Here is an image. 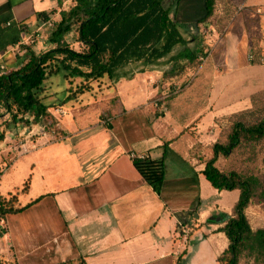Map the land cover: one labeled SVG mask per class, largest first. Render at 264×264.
Here are the masks:
<instances>
[{
	"label": "crops",
	"instance_id": "1",
	"mask_svg": "<svg viewBox=\"0 0 264 264\" xmlns=\"http://www.w3.org/2000/svg\"><path fill=\"white\" fill-rule=\"evenodd\" d=\"M228 1L232 19L204 62L199 57L190 62L184 50L201 48L188 37L209 22L197 24L206 13L205 0H180L175 17L186 44H176L151 63H129L105 89L63 104L66 89L60 78H52L60 81L57 96L61 93L62 99L50 101L48 110L59 132L50 136L52 141L41 135L27 139L29 152L38 155L26 163L24 155L19 157L0 180L3 199H8L30 177L28 191L17 195V207L38 199L7 215L0 227V261L176 264L185 251L179 264H216L228 246L221 231L223 215L232 214L239 191L213 188L203 174L205 162L219 138V123L251 109L252 98L264 92V0ZM75 2L0 0V74L17 68L25 51L17 44L25 32L42 33L35 51L54 48L48 38L52 29L42 27L43 22L52 19L55 26L60 13ZM172 2L164 0V6ZM218 12L226 13L224 8ZM74 36L69 34L65 42L81 48ZM56 107L65 115H58ZM97 113L107 117L100 120ZM37 129L19 128L28 136ZM133 155L163 157L160 195L135 169ZM23 168L19 186H2ZM260 208L254 204L246 209L252 229L264 226L254 227L251 221Z\"/></svg>",
	"mask_w": 264,
	"mask_h": 264
},
{
	"label": "trees",
	"instance_id": "2",
	"mask_svg": "<svg viewBox=\"0 0 264 264\" xmlns=\"http://www.w3.org/2000/svg\"><path fill=\"white\" fill-rule=\"evenodd\" d=\"M215 1L205 0L206 13L197 24L206 23L213 16ZM179 2L173 0L165 7L164 0H76L73 7L60 13V20L48 35L49 42L56 45L54 48L37 53L26 46L17 68L0 74V105L10 116L7 129L19 124L30 128L48 120L51 104L46 83L52 77L60 75L62 82L67 83L63 104L93 91L94 81H114L120 76L118 71L129 63H151L167 55L176 44H186L175 17ZM71 33H76L72 40L80 43V51L65 42ZM17 41L16 33L13 42ZM184 51L193 62L203 49ZM260 94L263 93L252 98L251 109L224 119L226 125L221 127L217 142L211 146L212 156L205 162L203 174L213 188L239 191L232 214L223 215L221 231L228 246L217 257L216 264H240L242 260L264 264V226L252 229L245 213L250 205L257 204L264 214V170L223 171L217 165L221 157L228 158L241 149L248 153L249 162L257 158L260 148L264 151V105L256 103ZM132 162L144 181L160 195L165 181L163 157H134ZM29 183L30 177L19 192H27ZM19 192L3 199L2 213L6 216L20 213L38 201L17 207Z\"/></svg>",
	"mask_w": 264,
	"mask_h": 264
},
{
	"label": "rangeland",
	"instance_id": "3",
	"mask_svg": "<svg viewBox=\"0 0 264 264\" xmlns=\"http://www.w3.org/2000/svg\"><path fill=\"white\" fill-rule=\"evenodd\" d=\"M217 5H218L219 10L220 9L222 10L224 8L226 13L221 15L220 12H218L219 10L216 11V14L208 20L209 22L207 24H203V29H204V31L209 32L210 31L209 25H214L215 29H216L215 31L217 32L216 34L221 36L223 34V32H225V29L228 27V23L232 19L233 6L229 5L228 0H218ZM188 38L193 43H199L200 47L202 49H204L206 47L207 39L204 36H202L201 33H198L194 37L192 35H190ZM39 48H41V47H39ZM75 49L77 51L81 50L79 47H76ZM36 51H38V53H39L42 51H46V49L45 48L38 49V50L36 49ZM52 78H60V80H61L60 75H57V76L52 77ZM52 78L49 79L46 83V87H47L46 89H48L47 94H48V97L51 98L48 100L49 103H51L50 101L55 102V101H58V99H62L61 93H59V95L57 96V93L59 92V90H61V87L59 86L60 81H58L57 79L52 80ZM79 81H80V79L77 78L76 82H79ZM61 83L66 88L67 83L62 82V80H61ZM107 83H109L108 80L103 79L99 84L97 81H94L93 85H94L96 90H101V89H105V87H107ZM64 87H62V88H64ZM261 93H263V94H260L259 96H257V102L256 103L258 104V106L264 105V92H261ZM53 95H55V96H53ZM96 115H97L98 119H100V120H101L102 116L107 117V115H105V114H102L101 117L99 116V113H97ZM96 115H94V117ZM48 121L52 122V125L47 126V127H49V129L47 130L48 134H47L46 138L48 141H52L53 139L50 136H53V134L59 132V129L57 128V125H56L57 122L55 121L54 116L51 115L48 118ZM9 122H10L9 114L5 111L4 106L0 105V155L2 156V158L5 161H7L10 158H14V161H15V160H18V158L22 157L23 155H24V157L21 160H23L24 163H26L29 160H32L35 155H38V153L31 151L29 153L27 152L26 154H23L20 156V155H18L19 151H20V144L21 143L24 144V143L28 142L27 139L28 140L32 139L33 141H35L34 139L36 137H39V134L31 133L30 136H28V134H23L22 133L23 131L19 130V128L23 127V126H21L22 124H19L16 127L12 128L11 130H8L7 124ZM36 125H38V124H36ZM36 125H34V126H36ZM224 125H226V120H222L219 123V133H220L221 127ZM1 136H2V138H1ZM12 142H14L15 146H12ZM247 158H248V153L245 150L241 149V150H238L237 152H235L234 154L230 155L228 158L221 157L218 160L217 165L223 171H230L233 169H246V168H248V170H255V171H263L264 170V163L262 162L264 159L263 148L259 149L258 156L253 162L247 161ZM8 174L9 175H7V176H10L11 172H9ZM24 176H25V170L23 168L22 170H20L19 174H17V175L14 174L11 177H9L8 180H4L2 182V186L6 187V188L17 187L21 184V181L24 179ZM255 205L257 207L259 206L257 204H255ZM259 213H260L259 214L260 216L257 213H253V217H251V221L255 222L254 227H259V226L264 225V215H263L262 209L259 211ZM259 218H261L262 220H259ZM240 264H251V262L242 260Z\"/></svg>",
	"mask_w": 264,
	"mask_h": 264
},
{
	"label": "built area",
	"instance_id": "4",
	"mask_svg": "<svg viewBox=\"0 0 264 264\" xmlns=\"http://www.w3.org/2000/svg\"><path fill=\"white\" fill-rule=\"evenodd\" d=\"M257 11L260 13V10H257ZM42 27L52 29L54 27V22L52 21V19L44 21ZM198 33H201L202 36H204L207 39L206 47L203 49L202 54L199 56V61L204 62L210 56V54L213 52L214 47H215L216 43L219 41L221 36L216 34L215 31H213L212 29H210L209 32H206V31H204L203 28H201V29L199 28ZM42 37H43V35L40 31L32 32V33L25 32L22 39L17 44V47L18 48L23 47V49L26 46L34 47L36 45V43L42 39ZM252 59H253V57H252V55H250L249 60H252ZM1 69H3L2 66H1ZM54 110L56 111V113L58 115H62V116L65 115V111H63L62 108L56 107V108H54ZM48 125H52V122L47 120V122L44 124L36 125V127L38 128L37 134L41 135L42 137H47V134H48L47 130L49 129V127H47ZM27 152H29V147L27 146V142L24 144L21 143L20 144V151H19L18 155L21 156L23 154H26ZM132 157L134 158L137 156L133 155ZM140 157H143V156H140ZM13 162H14V158H10L7 161H5L2 158V156L0 155V180H1L2 175L12 166ZM2 208H3V196H2L1 191H0V227L4 228V226L6 224V217L7 216L2 213ZM183 233L186 234L187 232H183Z\"/></svg>",
	"mask_w": 264,
	"mask_h": 264
},
{
	"label": "water",
	"instance_id": "5",
	"mask_svg": "<svg viewBox=\"0 0 264 264\" xmlns=\"http://www.w3.org/2000/svg\"><path fill=\"white\" fill-rule=\"evenodd\" d=\"M223 215V214H222ZM224 215H226V214H224ZM229 216V215H228Z\"/></svg>",
	"mask_w": 264,
	"mask_h": 264
}]
</instances>
